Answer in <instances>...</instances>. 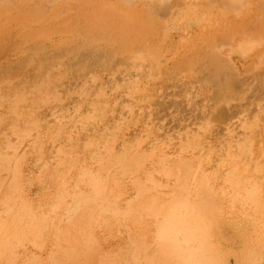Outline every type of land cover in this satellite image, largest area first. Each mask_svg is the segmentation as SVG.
I'll list each match as a JSON object with an SVG mask.
<instances>
[{
  "label": "rangeland",
  "instance_id": "1",
  "mask_svg": "<svg viewBox=\"0 0 264 264\" xmlns=\"http://www.w3.org/2000/svg\"><path fill=\"white\" fill-rule=\"evenodd\" d=\"M0 264H264V0H0Z\"/></svg>",
  "mask_w": 264,
  "mask_h": 264
},
{
  "label": "bare ground",
  "instance_id": "2",
  "mask_svg": "<svg viewBox=\"0 0 264 264\" xmlns=\"http://www.w3.org/2000/svg\"><path fill=\"white\" fill-rule=\"evenodd\" d=\"M121 1H122V0H121ZM122 4H123V3H122ZM119 6H120V5H119ZM122 7H123V6H122ZM124 7H125V6H124ZM129 7H130V5H128V9H129ZM104 8H106V7H104ZM104 8H103V10H105ZM120 8H121V6H120ZM113 9H114V8H113ZM133 9H134V8H133ZM103 10H102V11H103ZM109 10L112 11V9H110V8H109ZM109 10H108V11H109ZM124 10H125L126 12L129 11V10L131 11V10H132V7H130V9L127 10V6H126V9L124 8ZM134 10L137 11L136 9H134ZM141 10H142V9H141ZM113 11H115V10H113ZM125 11H124V12H125ZM130 11H129V12H130ZM103 12H104V11H103ZM116 12H118V10H116ZM119 12H121V11L119 10ZM126 12H125V13H126ZM133 12H134V11H133ZM98 13H99V9H98ZM100 13H102V12H100ZM125 13H124V14H125ZM134 13H135V12H134ZM103 14H104V13H103ZM121 14H122V15L120 16V13H118L119 18H120V17H123L124 20H122V19L120 18V19H121V20H120V23L123 21L122 24H124V26H127L126 24H128V23H129V25H130V24H131L130 21H129L128 23H126V24L124 23L125 20H126V22L129 20V19H127L128 17H127V18L124 17L125 15H124L122 12H121ZM130 14H131V13H130ZM135 14H136V15H134V14H133V15L136 16V17H138V16H137L138 14H137V13H135ZM123 15H124V16H123ZM131 15H132V14H131ZM141 15H142V14H141ZM141 15H139V16L141 17ZM145 15H146V14H145ZM145 15H144V16H145ZM128 16H129V15H128ZM142 16H143V15H142ZM136 17H133V19L136 18ZM145 17H146V16H145ZM119 18H118V16H117V19H118V20H119ZM125 18H126V19H125ZM130 18H132V17H130ZM138 18H139V17H138ZM143 18H144V17H142V19H143ZM133 19H132V20H133ZM147 19H148V18H147ZM132 20H131V21H132ZM137 20H138V19H137ZM134 21H136V19H135ZM140 21H141V19H140ZM116 22H118V21L116 20ZM137 22H138V21H136V23H137ZM97 23H98V22H97ZM120 23H119V24H120ZM133 23H134V22H132V25L135 26V23H134V24H133ZM107 24H108V23H107ZM122 24H121V26L123 27ZM93 26H94V25H93ZM111 26H112V25H111ZM121 26L119 25V28H122ZM138 26H139L138 28H140V25H138ZM94 27H95V26H94ZM127 27H128V26H127ZM127 27H126V28H127ZM119 28H118V31H119V30L121 31V29H119ZM131 29H132V26H131ZM133 29H134V27H133ZM133 29H132V30H133ZM136 29H137V28H136ZM136 29H135V30H136ZM123 30H125V29H123ZM141 31H142V29L140 28L139 32H141ZM124 32H125V34H126V30H125ZM124 32H123V33H124ZM127 32H128V31H127ZM135 32H138V29H137V31H135ZM135 32H134V33H135ZM120 34H121V33H120ZM135 34H136V33H135ZM116 35L118 36L117 33H116ZM123 35H124V34H122V35H120V36H123ZM136 37H137V36H136ZM174 260H175V259H174Z\"/></svg>",
  "mask_w": 264,
  "mask_h": 264
}]
</instances>
